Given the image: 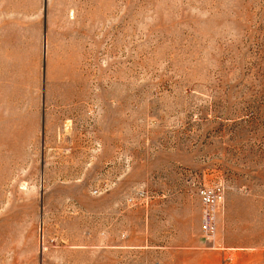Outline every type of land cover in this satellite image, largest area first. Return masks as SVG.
<instances>
[{"label":"rangeland","instance_id":"rangeland-1","mask_svg":"<svg viewBox=\"0 0 264 264\" xmlns=\"http://www.w3.org/2000/svg\"><path fill=\"white\" fill-rule=\"evenodd\" d=\"M0 264H264V0H0Z\"/></svg>","mask_w":264,"mask_h":264},{"label":"built area","instance_id":"built-area-1","mask_svg":"<svg viewBox=\"0 0 264 264\" xmlns=\"http://www.w3.org/2000/svg\"><path fill=\"white\" fill-rule=\"evenodd\" d=\"M200 199V236L211 248H214V236L216 232L215 215L219 204L222 201V191L220 188H202L198 191Z\"/></svg>","mask_w":264,"mask_h":264},{"label":"crops","instance_id":"crops-1","mask_svg":"<svg viewBox=\"0 0 264 264\" xmlns=\"http://www.w3.org/2000/svg\"><path fill=\"white\" fill-rule=\"evenodd\" d=\"M198 210H200V202L199 201H198ZM179 222H180V220H179Z\"/></svg>","mask_w":264,"mask_h":264}]
</instances>
